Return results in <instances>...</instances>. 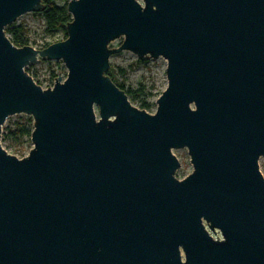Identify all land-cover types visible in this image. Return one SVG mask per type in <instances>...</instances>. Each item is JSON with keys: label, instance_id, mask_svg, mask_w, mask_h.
I'll return each instance as SVG.
<instances>
[{"label": "water", "instance_id": "water-1", "mask_svg": "<svg viewBox=\"0 0 264 264\" xmlns=\"http://www.w3.org/2000/svg\"><path fill=\"white\" fill-rule=\"evenodd\" d=\"M42 2L0 0V264H264V0H71L66 40L15 46ZM125 51L167 61L157 109L107 75ZM16 115L29 155L2 146Z\"/></svg>", "mask_w": 264, "mask_h": 264}, {"label": "rangeland", "instance_id": "rangeland-1", "mask_svg": "<svg viewBox=\"0 0 264 264\" xmlns=\"http://www.w3.org/2000/svg\"><path fill=\"white\" fill-rule=\"evenodd\" d=\"M70 1L68 0V3ZM59 3L64 4L65 2L64 0H60ZM12 25V27L23 26L27 32V46H35L37 49H41L46 44L52 45L65 38L63 32H48L45 19L41 13L26 14ZM8 37L10 38L9 35ZM123 42L124 39L122 38L114 41L110 46L113 49H117ZM110 64L116 67L117 70H123L125 73L124 80L129 90L143 94L136 100L130 98L134 106L141 108L142 103H148L151 107L147 111L158 108L157 101L159 96L168 86V64L164 58H146L144 61H141L137 55L125 51L112 56ZM30 73L36 80L54 87L60 74L63 81L67 78L68 70L62 61L42 60L39 64L30 68ZM20 124H26L28 127H31L32 125L34 126V120L27 115L10 117L3 128L2 146L16 155H29L30 151L34 148L30 137L16 139L13 136H9L8 130H14ZM174 152L182 160L180 162L181 168L178 170L177 175L185 178L194 171L188 150L182 149L175 150ZM260 166L264 172V158H261Z\"/></svg>", "mask_w": 264, "mask_h": 264}, {"label": "trees", "instance_id": "trees-1", "mask_svg": "<svg viewBox=\"0 0 264 264\" xmlns=\"http://www.w3.org/2000/svg\"><path fill=\"white\" fill-rule=\"evenodd\" d=\"M59 1L60 0H43L42 3L44 5V10L41 12V14L45 19L48 32H63L65 34L64 40H66L68 37L67 27L73 21V19L72 15L68 11V0H64V4H60ZM12 26L13 25L6 28V33L10 36V39L13 44L19 48L27 46V32L25 28L23 26ZM50 45L51 44H46L42 46L41 49L47 48ZM31 67L27 68V72H30ZM107 75L120 89L124 90L128 94L129 98L136 100L140 95H143L139 92H132L127 88L126 81L124 80L125 73L123 72V70H117L116 67L111 65V68L107 72ZM150 107L151 106L148 103H142L141 105V109L146 111L149 110ZM33 130V125L31 127H28V125L26 124H20L16 127V129H9L8 131L10 134L9 136H13L16 139H21L23 137L32 138Z\"/></svg>", "mask_w": 264, "mask_h": 264}]
</instances>
